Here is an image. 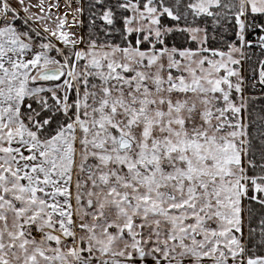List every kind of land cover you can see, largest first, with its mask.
<instances>
[{
	"label": "snow or ice",
	"instance_id": "obj_1",
	"mask_svg": "<svg viewBox=\"0 0 264 264\" xmlns=\"http://www.w3.org/2000/svg\"><path fill=\"white\" fill-rule=\"evenodd\" d=\"M0 264H264V0H0Z\"/></svg>",
	"mask_w": 264,
	"mask_h": 264
}]
</instances>
